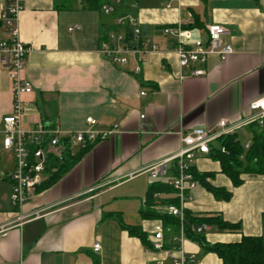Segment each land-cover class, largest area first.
<instances>
[{
	"label": "crops",
	"instance_id": "0c3cea01",
	"mask_svg": "<svg viewBox=\"0 0 264 264\" xmlns=\"http://www.w3.org/2000/svg\"><path fill=\"white\" fill-rule=\"evenodd\" d=\"M21 1L18 37L31 46L23 76L32 92L25 99L33 103L22 127L58 124L67 135L89 128L87 118L93 117L91 128L107 135L83 147L72 145L73 154L87 150L21 208L13 207L10 198L8 175L15 156L10 163L0 155V264H171V253L178 254L171 246V227L145 218L142 211L150 187L156 181L172 185L178 172L174 162L156 178L148 169L179 152L180 132L200 125L214 128L222 118L242 120L251 113L248 104L264 96V0H135L146 47L128 54L124 64L98 51L103 26L113 19L101 8H85L83 0ZM4 3L0 0V7ZM214 23L228 28L223 40L233 52L224 60L210 54L205 62L181 66L178 39L165 28H181L206 45L207 26ZM7 38L0 22V40ZM12 113V82L0 54V151L6 150L2 119ZM239 133L245 143L250 141L248 128ZM193 165L213 171L211 182L231 196L218 199L196 182L186 192L184 210L221 215L239 229L212 226L204 233L207 241L234 242L242 234L264 239V176L243 173L242 183L233 185L208 155H198ZM172 198L178 205L177 191L156 192L153 208L166 213ZM117 215L124 224L141 228L151 245L162 224L165 248L145 245ZM97 242L99 251L94 250ZM181 248L194 258L187 264H223L215 252L203 251L191 239L184 238Z\"/></svg>",
	"mask_w": 264,
	"mask_h": 264
},
{
	"label": "built area",
	"instance_id": "2783aa9c",
	"mask_svg": "<svg viewBox=\"0 0 264 264\" xmlns=\"http://www.w3.org/2000/svg\"><path fill=\"white\" fill-rule=\"evenodd\" d=\"M124 0H111L102 4L101 10L105 14H114L117 6ZM127 10L125 14L114 17L117 25L129 24L133 28L132 37L127 39L124 31L110 30L102 38L98 51L106 58L115 63L124 64L128 61V54H138L145 50L146 44L141 34V23L134 14L136 8L135 0H125ZM23 9L21 0H5L0 7V22L3 23L8 31V38L0 40V54L3 63L9 70V77L12 82L13 91V113L3 117L2 132L4 133L3 145L6 149L13 151L16 165L15 169L8 175L10 180L11 204L15 208H21L26 200L31 199L37 192V188L47 179L46 164L50 153L57 156L62 155V146L59 143L60 137H66L72 145L81 147L88 143L103 138L107 133H100L91 128L95 120L93 117L87 118L89 128L76 130L62 135L58 124L46 126L38 123L36 127L26 130L22 127V118L28 109L33 107L30 100L25 99L26 94L32 92L30 81L23 76L25 62L31 46L27 45L18 37L17 22L19 14ZM72 30V29H71ZM165 32L175 35L178 39L175 48L181 66H189L195 62H205L210 54H217L224 60L233 52L231 43H225L223 36L228 34L225 25L214 23L207 26L208 43L203 44L201 39L191 40L188 38L187 31L178 28H165ZM203 70H193V74H201ZM145 94V92H142ZM251 111L250 115L239 121H232L228 118L220 119L214 128L205 125L192 127L189 130L180 132L183 145L175 156L165 158L153 163L148 171L152 177L165 175L169 170L170 164L175 163L177 177L172 183L179 195V204L167 206V214L178 217L180 221L179 232L172 236V242L176 243L175 250L177 255L171 253V264H187L193 261V256H186L181 248V242L185 237L184 227V200L186 192L196 185L191 166L198 155H209L213 150L218 139L223 135L233 134L241 131L251 123L257 122L264 125V96L252 100L248 104ZM144 117V116H142ZM109 133V132H108ZM250 141L245 143L248 147ZM222 151L225 148L222 146ZM24 217V216H21ZM208 224L193 226L192 230L197 233H205L209 230ZM164 227L159 224L155 228L154 241L152 247L156 250L165 248ZM101 244H94V250L99 251Z\"/></svg>",
	"mask_w": 264,
	"mask_h": 264
},
{
	"label": "trees",
	"instance_id": "16d2710c",
	"mask_svg": "<svg viewBox=\"0 0 264 264\" xmlns=\"http://www.w3.org/2000/svg\"><path fill=\"white\" fill-rule=\"evenodd\" d=\"M84 7L89 9H100L101 0H83ZM127 10V2L124 0L117 6L116 12L112 14V18L125 14ZM103 26L104 38L110 30L124 31L127 39L132 37L133 28L129 24H115L114 20ZM198 23L197 21L195 24ZM194 24V25H195ZM142 34V30H141ZM48 118V115H46ZM249 132H252L250 144L245 146V142L240 138V133L223 135L218 139L213 150L208 155L220 164V171L225 174L233 183L239 185L242 183V174H254L264 176V125L257 122L246 126ZM59 143L62 146V155L57 156L50 153L46 164L47 179L37 188V191L45 189L52 185L68 171L78 160L80 155L87 149L80 150L79 153L71 152L70 141L66 137H60ZM225 150L222 151L221 147ZM88 148V147H87ZM196 182H199L206 190L211 192L218 199H228L231 194L224 187L213 184L210 178L213 177V171H200L194 165L191 166ZM176 191V189L161 181H156L147 193L146 206L142 213L145 218H157L162 221L163 225L170 226L174 235L179 232L180 221L178 217L167 213H159L153 207L155 205V194L160 191ZM177 204V198H172L169 203ZM116 217V216H115ZM117 219L121 225L128 229L129 233L139 237L145 245L152 247L147 239L146 233L139 227H133L124 224L121 217L117 215ZM200 224H208L210 227L215 226L222 231H238L236 223L229 222L221 217V215H194L191 211L185 210L184 227L185 237L196 241L200 244L203 251L215 252L223 261V264H264V239L259 235L242 234L238 241L234 242H217L211 243L207 241L204 233H197L192 230L193 226ZM173 242L171 246H175Z\"/></svg>",
	"mask_w": 264,
	"mask_h": 264
},
{
	"label": "rangeland",
	"instance_id": "374dc122",
	"mask_svg": "<svg viewBox=\"0 0 264 264\" xmlns=\"http://www.w3.org/2000/svg\"><path fill=\"white\" fill-rule=\"evenodd\" d=\"M242 141H244V137L240 136ZM7 150V151H6ZM1 150L0 155L4 161H8L10 163H14V155L10 149Z\"/></svg>",
	"mask_w": 264,
	"mask_h": 264
}]
</instances>
